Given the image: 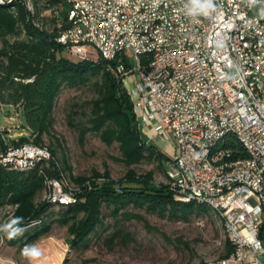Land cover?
<instances>
[{"label":"built area","instance_id":"2783aa9c","mask_svg":"<svg viewBox=\"0 0 264 264\" xmlns=\"http://www.w3.org/2000/svg\"><path fill=\"white\" fill-rule=\"evenodd\" d=\"M199 4L204 7L192 0H73L69 26L56 41L80 60L91 59L93 50L114 63L112 70L127 90L136 119L158 121L157 137L173 141L175 152L166 169L174 199H213L238 242L228 264H264L259 237L264 188L254 174V166L264 161V0ZM200 36H207L206 45H199ZM139 54H147V71L138 70ZM226 125L242 131L251 143L250 165L213 179L206 174L202 153L214 134L226 132ZM8 129L0 125V132ZM182 153L192 155L194 166L183 165ZM227 154L230 150L222 146L215 161ZM50 159L49 150L33 143L10 146L0 154V164L21 170ZM45 183L55 186L50 199L76 200L77 188H67L61 174ZM16 206L2 210L0 223Z\"/></svg>","mask_w":264,"mask_h":264},{"label":"trees","instance_id":"16d2710c","mask_svg":"<svg viewBox=\"0 0 264 264\" xmlns=\"http://www.w3.org/2000/svg\"><path fill=\"white\" fill-rule=\"evenodd\" d=\"M67 12L66 0H0V108L6 114L21 112L25 132L17 137H9V131L0 132V154L7 147L33 143L46 147L51 155L50 160L40 161L30 170L0 164V213L17 205L5 225L0 223L1 246L7 242L24 251L57 224L66 228V244L71 249H86L90 236L102 225L103 208L109 209L114 219L123 220H142L128 207L170 221H187L192 214L209 213L211 209L205 205L174 199L167 184L166 162L170 158L140 132L132 101L112 70L114 63L100 57L74 62L63 56L66 50L56 39L69 26ZM64 88L91 92L81 105L70 108L68 125L77 131L80 143L87 135H94L106 146L116 145L119 156L113 159L126 168L122 179L112 181L107 171H94L89 177L65 175L64 170L70 172V167L61 168L55 152L43 144L42 137L52 131L53 110ZM223 147L234 159L247 157L231 136L226 137ZM141 164L154 167L139 174L136 168ZM155 170L163 173L165 182H155ZM60 173L75 188L86 189L64 205L44 197L45 180ZM53 208L60 210L54 212ZM259 237L264 242V225ZM232 249L225 240L224 252L218 258L228 256Z\"/></svg>","mask_w":264,"mask_h":264},{"label":"rangeland","instance_id":"374dc122","mask_svg":"<svg viewBox=\"0 0 264 264\" xmlns=\"http://www.w3.org/2000/svg\"><path fill=\"white\" fill-rule=\"evenodd\" d=\"M63 56L74 62L80 60L77 55L66 51ZM89 58L97 60V52L91 50ZM129 62L132 67L135 65L131 58ZM136 77L137 72L130 84ZM90 94L87 88H64L53 110L52 131L42 137V142L55 152L54 157L61 168L64 165L70 167V172L64 170L65 175L89 177L94 171L100 174L107 171L112 181H118L124 177L126 168L113 159L119 156L117 146H106L94 135H87L80 143L77 131L68 125L70 108L74 104L81 105ZM23 124L21 112H1L0 125L8 126L13 137L25 133ZM150 126L153 135L149 137L150 143L172 159L175 152L172 139L165 137L161 141L157 137L158 121ZM153 167L141 164L136 171L140 174ZM61 177L67 188H75L62 174ZM154 180L156 183L165 182V177L161 171L155 170ZM85 190L77 188L76 197ZM58 210L53 208L54 212ZM127 210L140 215L142 220L114 219L109 209L103 208L102 225L90 236L86 249H71L66 244V228L54 224L48 235L28 247L38 248L41 252L39 257L30 259L23 254L24 251L4 242L0 247V264H205L224 252V230L212 210L207 214H192L187 221H170L144 209L128 207ZM116 233L119 235L112 240Z\"/></svg>","mask_w":264,"mask_h":264},{"label":"bare ground","instance_id":"6f19581e","mask_svg":"<svg viewBox=\"0 0 264 264\" xmlns=\"http://www.w3.org/2000/svg\"><path fill=\"white\" fill-rule=\"evenodd\" d=\"M68 6H72L73 0H66ZM64 33V32H63ZM63 33L60 37L63 36ZM207 44V36L199 37V45ZM138 70L147 71V54H139L137 56ZM228 136L233 137L237 143L244 149L246 154H252V145L249 143L248 139L243 137L242 131L233 125H226V132H220L214 134L212 140L206 144L204 152L202 153V161L206 165V174L210 175L213 179H225L229 177L233 170L239 169V167H247L250 165V156L246 158H232V154L225 155L224 159H218L215 161V156L218 150L223 146L224 141ZM43 150H48L43 147ZM182 162L184 166H194V158L189 153H182ZM254 174L257 175V183L260 188H264V161H261V166H254ZM67 186V185H66ZM45 198L51 203L68 204L73 200H65L62 198L50 199V195L55 194V186H50L49 183H45ZM193 202L196 204L205 205L210 208L219 218L222 220L224 237L225 240L231 243L234 249H238V242L232 239V225L226 220V214L222 211V207L217 205L213 199H187L185 203ZM16 207H10L5 216L2 217V223L5 225V221L12 216V212ZM10 231V230H9ZM0 240L2 237L0 235ZM212 264H228V256L217 258L212 260Z\"/></svg>","mask_w":264,"mask_h":264},{"label":"clouds","instance_id":"9594fccd","mask_svg":"<svg viewBox=\"0 0 264 264\" xmlns=\"http://www.w3.org/2000/svg\"><path fill=\"white\" fill-rule=\"evenodd\" d=\"M192 2L194 5H198L201 9L204 7V5L199 4V0H192ZM209 3H210V0H209ZM194 10L195 9L190 10V11H194ZM23 254L29 257L30 259H32V258L39 257L41 255V252L38 248H36L35 246H32L30 248H25Z\"/></svg>","mask_w":264,"mask_h":264},{"label":"crops","instance_id":"0c3cea01","mask_svg":"<svg viewBox=\"0 0 264 264\" xmlns=\"http://www.w3.org/2000/svg\"><path fill=\"white\" fill-rule=\"evenodd\" d=\"M143 122L145 123V121H142L141 119H140V121H139V120L137 121V123H138V128L141 130V132L143 131L142 128H144V132H142V135L144 136V138H145L148 142H150L151 140L149 139V137L152 138V136H153V135H151V133H150V130H151V126H150V124H152V123L146 121V123H145V125H144ZM143 126H144V127H143Z\"/></svg>","mask_w":264,"mask_h":264}]
</instances>
